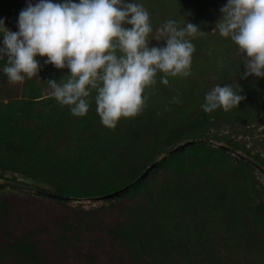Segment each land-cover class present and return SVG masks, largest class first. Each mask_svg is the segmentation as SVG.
Segmentation results:
<instances>
[{
  "label": "rangeland",
  "instance_id": "rangeland-1",
  "mask_svg": "<svg viewBox=\"0 0 264 264\" xmlns=\"http://www.w3.org/2000/svg\"><path fill=\"white\" fill-rule=\"evenodd\" d=\"M137 2L150 13L149 39L170 19L204 33L190 38L191 75L164 85L158 73L143 110L114 129L102 125L94 100L83 117L57 103L46 81L59 82L68 69L46 65L12 84L0 61L2 175L79 199L0 189V264H264V174L228 151L264 169V79L239 80L238 47L212 31L226 0ZM24 7L26 0H0L12 31ZM217 84L237 92L241 85L245 99L205 113V94ZM196 140L205 143L174 154L122 196L92 200Z\"/></svg>",
  "mask_w": 264,
  "mask_h": 264
},
{
  "label": "clouds",
  "instance_id": "clouds-1",
  "mask_svg": "<svg viewBox=\"0 0 264 264\" xmlns=\"http://www.w3.org/2000/svg\"><path fill=\"white\" fill-rule=\"evenodd\" d=\"M220 14L212 31L238 47L245 69L239 80L264 79V0H226ZM16 28L0 18V61L8 81L23 83L46 65L66 68L64 82L46 81L57 103L83 117L94 100L102 125L110 129L143 110L148 97L142 94L158 73L164 85L169 76L191 75L196 49L190 38L204 33L187 20L180 27L170 19L149 39L150 13L137 0H26ZM153 40L164 44L150 46ZM241 92V85L237 92L217 84L205 94L203 111H228L245 99Z\"/></svg>",
  "mask_w": 264,
  "mask_h": 264
},
{
  "label": "water",
  "instance_id": "water-1",
  "mask_svg": "<svg viewBox=\"0 0 264 264\" xmlns=\"http://www.w3.org/2000/svg\"><path fill=\"white\" fill-rule=\"evenodd\" d=\"M199 143H205V142L201 141V140H196V141H188V142L181 144L180 146H178V147L174 148L173 150L169 151L168 153H166L158 161L151 164L139 176V178L136 181H134L133 183L125 186L122 189H119V190H116L110 194H107L105 196L92 198V200H94V201H109V200H114V199L122 196L123 194L127 193L128 191H130L133 188H135L136 186H138L142 181H144L150 174H152V172L157 170L165 160L169 159L174 154H177V153L181 152L182 150H184V149H186L192 145L199 144ZM228 151L233 153L237 157L244 159L247 163H249L251 166H253L257 170H259L262 174H264V169L262 167H260L256 162L252 161L249 158L241 156L238 152H236L232 149H228ZM0 186H7V187L16 188V189H20V190H24V191H29V192H33V193H36V194L41 195V196H45V197L57 199V200H79L76 198H70V197L63 195V194H56V193H52V192H49V191H46V190H43L40 188H36V187L30 186L28 184H25V183H22L20 181H16V180H13L10 178L0 177Z\"/></svg>",
  "mask_w": 264,
  "mask_h": 264
},
{
  "label": "trees",
  "instance_id": "trees-1",
  "mask_svg": "<svg viewBox=\"0 0 264 264\" xmlns=\"http://www.w3.org/2000/svg\"><path fill=\"white\" fill-rule=\"evenodd\" d=\"M249 164V163H248ZM0 177H4V178H9V177H5V176H3L2 175V173H1V165H0ZM12 179V178H11ZM13 180H16V179H13ZM17 181V180H16ZM7 186H0V189H4V188H6Z\"/></svg>",
  "mask_w": 264,
  "mask_h": 264
}]
</instances>
